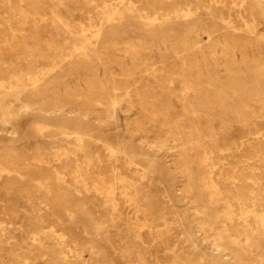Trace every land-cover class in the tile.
Listing matches in <instances>:
<instances>
[{
  "label": "rangeland",
  "instance_id": "1",
  "mask_svg": "<svg viewBox=\"0 0 264 264\" xmlns=\"http://www.w3.org/2000/svg\"><path fill=\"white\" fill-rule=\"evenodd\" d=\"M0 264H264V0H0Z\"/></svg>",
  "mask_w": 264,
  "mask_h": 264
},
{
  "label": "bare ground",
  "instance_id": "2",
  "mask_svg": "<svg viewBox=\"0 0 264 264\" xmlns=\"http://www.w3.org/2000/svg\"><path fill=\"white\" fill-rule=\"evenodd\" d=\"M8 1V0H7ZM9 3V2H8ZM16 11V10H15ZM4 14V13H3ZM19 15H21V14H19ZM111 17V16H110ZM32 18H34V17H32ZM22 20V19H21ZM207 37V36H206ZM140 97V96H139ZM194 115V114H193ZM114 116V115H113ZM175 128V127H174ZM71 136V135H70ZM256 136V135H255ZM255 142V141H254ZM253 143V142H252ZM242 144V143H241ZM247 144V143H246ZM237 151V150H236ZM206 155V154H205ZM207 157V156H206ZM251 157V156H250ZM246 159V158H245ZM207 161V160H206ZM249 161V160H248ZM243 165V164H242ZM232 170H234V169H232ZM257 171V170H256ZM252 173V172H251ZM212 174V173H211ZM190 175V174H189ZM250 176V175H249ZM232 177V176H231ZM247 180V179H246ZM262 181V180H261ZM257 182H258V180H257ZM213 183V182H212ZM243 183V182H242ZM256 183V182H255ZM238 186V185H237ZM255 186V185H254ZM241 187V186H240ZM248 187V186H247ZM184 191V190H183ZM185 192V191H184ZM260 194V193H259ZM167 211V210H166Z\"/></svg>",
  "mask_w": 264,
  "mask_h": 264
}]
</instances>
